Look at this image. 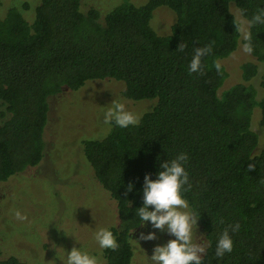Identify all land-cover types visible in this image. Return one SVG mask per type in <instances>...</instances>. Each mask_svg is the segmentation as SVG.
I'll return each mask as SVG.
<instances>
[{
	"label": "trees",
	"instance_id": "16d2710c",
	"mask_svg": "<svg viewBox=\"0 0 264 264\" xmlns=\"http://www.w3.org/2000/svg\"><path fill=\"white\" fill-rule=\"evenodd\" d=\"M83 1L26 0L3 10L0 0V187L45 158L53 98L90 81L115 80L124 84L125 98L156 102L138 125L81 142L90 194L110 203L119 219L111 228L118 247L102 250V264L131 263L133 240L151 228L140 227L135 214L144 176L154 179L160 161L179 152L189 155L187 198L200 211L205 264H264V98L257 100L253 84L264 65V25H248L255 47L239 83L220 94L229 74L222 64L220 72L214 67L245 43L231 6L246 22L264 0H125L105 17ZM161 7L176 17L165 36L151 25ZM33 9L29 23L21 12ZM211 41L202 74L189 75L194 46ZM182 43L187 47L179 52ZM257 109L261 144L253 129ZM234 222L241 224L234 250L218 261L215 239ZM1 250L0 264H30Z\"/></svg>",
	"mask_w": 264,
	"mask_h": 264
},
{
	"label": "rangeland",
	"instance_id": "374dc122",
	"mask_svg": "<svg viewBox=\"0 0 264 264\" xmlns=\"http://www.w3.org/2000/svg\"><path fill=\"white\" fill-rule=\"evenodd\" d=\"M1 1L3 10H6L19 9L26 0ZM32 1L34 4L38 2ZM123 1L125 0H84L83 6L85 9L92 6L91 8L100 12L101 17H105ZM131 1L143 5L148 0ZM231 7L241 22V39H244L248 25L236 8ZM34 10L30 13L20 12L31 23ZM81 10L85 12L82 7ZM175 19V14L170 9L161 7L155 11L151 25L159 35L165 36L170 33ZM249 60L250 55L243 51L242 43L233 54L221 60L229 77L220 94L241 81V65ZM263 77L264 65H261L253 80L258 92L257 100L264 98ZM123 91L124 84L121 82L96 80L88 82L76 92H65L51 100L45 158L37 168L29 169L23 176L12 177L0 187V248L4 255L21 257L30 264H49L53 260L56 264H62L57 257V248L70 251L73 247H80L73 237L64 232L66 231L69 235L75 234L87 250L101 258L102 249L96 244L93 231L97 227L111 229L119 224V219L110 203L90 194L86 176L87 172L89 175L90 167L84 158L81 142L103 138L108 134L110 129L102 124V110L115 98H122L128 110L141 117L155 105L156 100H129L123 96ZM258 122L257 109L253 129L260 135L261 144L263 132ZM82 185L85 186L80 189ZM16 210L21 211L26 219L18 220L14 215ZM150 231L153 229L150 228ZM155 231L157 239L154 241H142L138 239L139 235L136 236L133 240L134 258L130 264H150L148 257L153 254L154 247L166 244L173 238L166 232ZM196 235L197 242L207 244L199 228Z\"/></svg>",
	"mask_w": 264,
	"mask_h": 264
},
{
	"label": "clouds",
	"instance_id": "9594fccd",
	"mask_svg": "<svg viewBox=\"0 0 264 264\" xmlns=\"http://www.w3.org/2000/svg\"><path fill=\"white\" fill-rule=\"evenodd\" d=\"M246 24L249 26L264 25V6L257 7L251 18H246ZM214 44L215 41H211L200 47L194 46L187 65L189 75L202 74L203 58L212 52ZM186 47L187 44L182 43L178 51L183 52ZM254 47L249 33L245 37L243 51L246 54H252ZM214 67L217 72L221 71L220 62H215ZM140 120L141 116L128 110L122 98H115L102 110V124L109 129L112 127L126 129L138 125ZM188 165V153L179 152L172 158L160 161L159 171L154 179L151 174L144 176L143 204L135 210V214L140 227H146L150 223L153 231L140 233L138 239L142 241L156 240L155 230L166 232L170 237H173L166 244L154 247L153 254L148 257L150 264H205L204 255L207 252V244L197 242L196 239L200 211L187 198V193L192 189ZM253 167L254 165H249V169ZM133 189V184L127 186V192H132ZM14 215L18 220L26 219V216L19 210H16ZM218 223L225 224V221L220 218ZM240 229L239 222L229 223L223 228L215 239V259L219 261L233 252L234 237ZM64 232L73 237L80 247H73L70 251L57 248V257L62 261V264H102L100 256L87 250L78 241L75 234L69 235L66 231ZM93 238L102 250H115L118 247L113 231L107 227L95 228ZM49 264H56V261L53 260Z\"/></svg>",
	"mask_w": 264,
	"mask_h": 264
}]
</instances>
